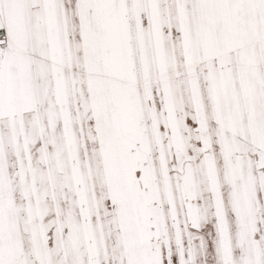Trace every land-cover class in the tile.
Segmentation results:
<instances>
[{
  "label": "snow or ice",
  "instance_id": "snow-or-ice-1",
  "mask_svg": "<svg viewBox=\"0 0 264 264\" xmlns=\"http://www.w3.org/2000/svg\"><path fill=\"white\" fill-rule=\"evenodd\" d=\"M0 264H264V0H0Z\"/></svg>",
  "mask_w": 264,
  "mask_h": 264
}]
</instances>
